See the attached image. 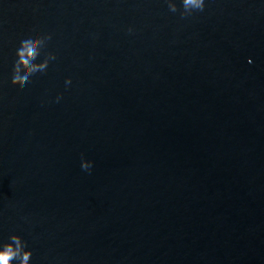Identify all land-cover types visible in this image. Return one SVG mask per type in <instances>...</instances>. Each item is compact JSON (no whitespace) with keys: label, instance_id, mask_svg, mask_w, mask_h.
Segmentation results:
<instances>
[{"label":"water","instance_id":"water-1","mask_svg":"<svg viewBox=\"0 0 264 264\" xmlns=\"http://www.w3.org/2000/svg\"><path fill=\"white\" fill-rule=\"evenodd\" d=\"M176 3L0 0V241L32 264H264V0ZM29 30L57 59L14 83Z\"/></svg>","mask_w":264,"mask_h":264},{"label":"clouds","instance_id":"clouds-1","mask_svg":"<svg viewBox=\"0 0 264 264\" xmlns=\"http://www.w3.org/2000/svg\"><path fill=\"white\" fill-rule=\"evenodd\" d=\"M171 12L180 11L176 0H166ZM182 17H188L196 12H202L207 7V0H181ZM52 35L41 33L38 30H29L23 33L18 47L15 49V59L12 68V80L14 83H32L33 77L38 74H46L52 61L57 56L46 51ZM252 63L251 60L248 61ZM72 79L68 78L65 85L70 86ZM57 102L62 99L58 96ZM94 162L82 158L81 168L91 172ZM33 252L28 248L27 242L20 235H12L7 241H0V264H32Z\"/></svg>","mask_w":264,"mask_h":264}]
</instances>
